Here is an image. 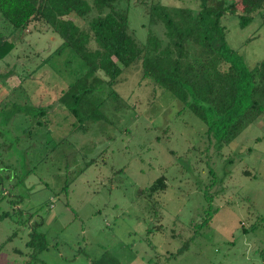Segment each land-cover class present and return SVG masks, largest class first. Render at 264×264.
Instances as JSON below:
<instances>
[{"label": "rangeland", "instance_id": "rangeland-1", "mask_svg": "<svg viewBox=\"0 0 264 264\" xmlns=\"http://www.w3.org/2000/svg\"><path fill=\"white\" fill-rule=\"evenodd\" d=\"M158 2L199 9L198 0L119 2L141 45L150 31L164 35L147 12ZM228 2L238 5L221 20L227 43L254 69L264 1ZM12 30L0 16L16 46L0 58V264H264V113L222 144L136 62L91 96L104 117L82 124L59 97L84 62L59 53L62 38L41 22ZM162 176L167 188L152 191Z\"/></svg>", "mask_w": 264, "mask_h": 264}, {"label": "trees", "instance_id": "trees-1", "mask_svg": "<svg viewBox=\"0 0 264 264\" xmlns=\"http://www.w3.org/2000/svg\"><path fill=\"white\" fill-rule=\"evenodd\" d=\"M121 1L131 0H0V16L13 34H21L34 22L45 24L63 40L59 53L69 48L84 62L83 76L59 97V105L82 124L104 117L91 96L103 85L118 83L123 71L136 62H141L145 79L187 105L222 144L232 143L264 113V59L251 69L228 45L221 23L236 9V2L198 0L197 11L161 2L148 5L150 25H163L164 35L150 31L147 43L141 45L130 33L128 13L117 7ZM73 16L86 24L78 25ZM250 21L241 17L243 26ZM15 48L8 35L0 34L1 59ZM166 188L162 176L151 190Z\"/></svg>", "mask_w": 264, "mask_h": 264}]
</instances>
